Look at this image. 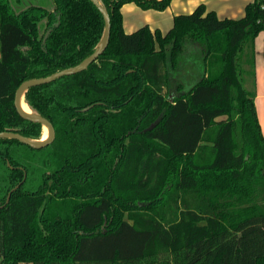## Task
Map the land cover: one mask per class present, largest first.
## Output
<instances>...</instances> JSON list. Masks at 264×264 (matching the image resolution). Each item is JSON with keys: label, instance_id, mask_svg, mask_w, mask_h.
I'll return each instance as SVG.
<instances>
[{"label": "trees", "instance_id": "trees-1", "mask_svg": "<svg viewBox=\"0 0 264 264\" xmlns=\"http://www.w3.org/2000/svg\"><path fill=\"white\" fill-rule=\"evenodd\" d=\"M45 1L0 0V132L41 139L16 89L79 64L102 40L93 0ZM102 1L103 52L25 93L54 139L0 138V264H264V0L240 18L200 4L164 34L126 32L121 8L172 0Z\"/></svg>", "mask_w": 264, "mask_h": 264}, {"label": "crops", "instance_id": "crops-1", "mask_svg": "<svg viewBox=\"0 0 264 264\" xmlns=\"http://www.w3.org/2000/svg\"><path fill=\"white\" fill-rule=\"evenodd\" d=\"M253 0H172L164 10L144 9L134 2L122 6L123 27L131 33L144 25H149L152 30L159 29L166 33L174 23L178 14L190 13L200 4H204L207 10L215 11L220 18H240L245 14V8ZM256 45V78L257 95L256 107L259 120L264 131L261 113L258 108V101L264 104V30H262L255 41Z\"/></svg>", "mask_w": 264, "mask_h": 264}, {"label": "water", "instance_id": "water-1", "mask_svg": "<svg viewBox=\"0 0 264 264\" xmlns=\"http://www.w3.org/2000/svg\"><path fill=\"white\" fill-rule=\"evenodd\" d=\"M93 1L97 4L100 11L103 13L104 20H105L104 34H103L102 40H101L99 46L96 48V50L75 66L64 68V69L57 71L55 73H52L48 76L30 78V79L23 81L19 85V87L16 89V92H15V105L17 106L18 111L21 113L22 116L41 123L44 128L47 127L49 129V132H50L49 138L47 140H41L40 141L39 139H34V138H31L29 136L23 135L19 132H15V131H1L0 132V138L17 139V140H19L25 144H28V145H31V146H34L37 148H40V147L47 145L49 142H51L54 139L55 128H54L53 123L47 117H45V116H43V115H41V114H39L33 110L28 111V112L23 110L20 106V101H21L23 96L25 99V93L31 86L52 82V81H54V80H56L62 76L74 74V73H77V72H80V71L86 69L89 66V64L91 62H93L103 52V50L107 47L109 40H110V35H111L110 15H109V12H108L106 5L103 3L102 0H93ZM51 31H52V29L50 28L46 32L44 39H43V44L46 43L47 38H48ZM9 199H10V195L8 196V201H9Z\"/></svg>", "mask_w": 264, "mask_h": 264}, {"label": "bare ground", "instance_id": "bare-ground-1", "mask_svg": "<svg viewBox=\"0 0 264 264\" xmlns=\"http://www.w3.org/2000/svg\"><path fill=\"white\" fill-rule=\"evenodd\" d=\"M20 106H21V108L23 109V110H25V111H31L32 109H30L29 107H28V105L26 104V101H25V99H24V96L22 97V99H21V101H20ZM49 135H50V132H49V129L47 128V127H45V130H44V132H43V135H42V137H41V139H39L40 141L41 140H47L48 138H49Z\"/></svg>", "mask_w": 264, "mask_h": 264}, {"label": "rangeland", "instance_id": "rangeland-1", "mask_svg": "<svg viewBox=\"0 0 264 264\" xmlns=\"http://www.w3.org/2000/svg\"><path fill=\"white\" fill-rule=\"evenodd\" d=\"M38 3H44L47 4L48 2L43 0L42 2H40V0H34ZM262 100L258 101V108H259V112L261 113V117H262V121H263V125H264V104L263 102H261ZM45 128L43 127V132H44ZM264 132V131H263Z\"/></svg>", "mask_w": 264, "mask_h": 264}]
</instances>
